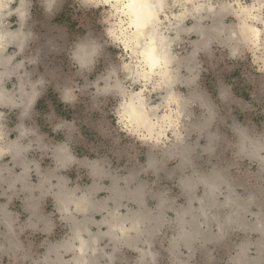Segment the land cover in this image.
<instances>
[{"label": "clouds", "instance_id": "clouds-1", "mask_svg": "<svg viewBox=\"0 0 264 264\" xmlns=\"http://www.w3.org/2000/svg\"><path fill=\"white\" fill-rule=\"evenodd\" d=\"M0 264H264V0H0Z\"/></svg>", "mask_w": 264, "mask_h": 264}, {"label": "rangeland", "instance_id": "rangeland-1", "mask_svg": "<svg viewBox=\"0 0 264 264\" xmlns=\"http://www.w3.org/2000/svg\"><path fill=\"white\" fill-rule=\"evenodd\" d=\"M59 19L63 20L64 18L61 17ZM49 37L53 40L54 43L59 42L60 39L62 38V33H60L58 29L54 28L49 32ZM49 102L56 107V110L58 113L61 111L60 106L57 104L56 98L52 93H49V95L46 98L42 99L39 102L38 108L44 112L48 111V103Z\"/></svg>", "mask_w": 264, "mask_h": 264}]
</instances>
